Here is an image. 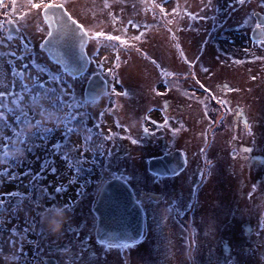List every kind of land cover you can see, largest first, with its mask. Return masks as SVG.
<instances>
[{
	"label": "flooded vegetation",
	"instance_id": "obj_1",
	"mask_svg": "<svg viewBox=\"0 0 264 264\" xmlns=\"http://www.w3.org/2000/svg\"><path fill=\"white\" fill-rule=\"evenodd\" d=\"M69 2L70 0H64L57 3H64V10L72 15ZM22 3L23 0H2L0 3V62L2 66L7 65V72L11 74L10 59L16 50L15 44L19 41L18 48L26 53L28 59L21 73L23 77L29 78L31 50L21 47V44L24 45L21 39L24 33L20 23L16 22L17 8L24 7ZM117 4H112L111 0H88L86 7H76L79 11L78 15L74 13L76 17L72 15L78 24L84 26L83 30L88 36L84 48L87 68L96 47L91 45L93 41L104 39L111 47L113 36L125 34L122 26L129 18L128 9L122 4L116 6ZM254 4L259 6V10H253L250 16L247 13ZM249 5V10L237 16L236 26L249 29L251 43L263 44L264 27L257 25H264V0H247L244 6ZM233 10L236 12L237 9L233 8L230 12L235 14ZM187 14L193 15L191 8H188ZM246 18L250 20V24L242 23ZM85 20H89L90 27L98 25L100 35L91 37ZM42 21L48 32L47 24L43 19ZM100 26L107 27V30L103 32ZM8 28L17 30V33L8 34ZM254 29L262 32L263 39H251ZM41 42L38 50L47 64L58 70H45L41 67L42 63L37 62L48 85L44 81L33 83L39 82L36 86L40 88L41 95L38 94L37 98L32 94V89L37 88L34 85H25L21 87L22 91L30 92L35 100L40 99V103L43 99L51 100L55 109H47V116L52 112L54 119L62 123L64 91L56 79L62 76V83L65 78H82L83 87L81 91L74 90V94L81 95L83 101L92 103L108 95L112 104L117 99L120 100V116L115 118L119 133L112 135L107 132L101 136L102 141L107 142V147L103 151L105 156L102 155L104 160L102 163L99 161L97 167L102 165L104 170L108 169L109 174L101 178L96 186H74L71 190L54 186L49 194L44 193L47 187L43 186L45 191L39 193L35 190L36 194L42 195L45 202L53 197L58 203L54 206H44L42 203L39 210L33 213L29 208L32 201L28 198L30 191L11 199V196L16 195L6 194V199L0 200L3 203H0V215L9 214L10 218H14L16 209H22L25 212L22 216L24 236L20 240L22 244L18 243L17 248L9 246V238H12L5 237L9 230H5L8 221L3 219V224L0 225V252L10 251V255L14 254L16 258L17 251L19 264H264V198L261 197L264 186L256 189L255 184H250L244 192V199L234 197L239 189L238 186H232L233 198L223 199L225 193L221 184L225 177L224 158L228 162L226 171L232 172L233 182H239L238 176L242 172L247 173L252 167L262 164L261 162L264 166V145L262 148L261 145H247L237 141L238 147L229 148L225 154L223 137L216 138L214 131L230 121L233 107L237 110L234 118L239 110L242 114L246 110L239 106L237 95H228L223 90L228 88V83L213 85L212 91L217 100L209 109L207 85L204 83L206 76L193 72L190 59L185 57L179 62L181 66L169 65L170 67H163L167 70L151 72L144 77H125L126 81L116 76L112 69L106 76L100 73L106 82V92L95 100L87 101L83 96L86 81L99 72L89 73L86 68L77 76L64 73L41 50ZM173 67L178 70L173 71ZM53 78H56L55 81ZM192 83L199 84V92L192 91ZM1 84L0 91L6 89L0 82ZM150 88L154 90L153 93L149 92ZM47 91L54 92L55 96L48 98ZM232 98H236V102L231 109ZM257 114L243 116V131L248 133V139H254L253 133L257 136L261 132L264 134V120ZM233 117L231 116V121ZM248 117L250 118L247 121ZM26 123L30 124L28 119H7L0 114V150H4V153L5 150L8 153L10 150L16 151L9 154L10 158H3L5 154L0 152L3 155L0 159L7 165L24 159L26 145L32 143L30 137L24 133ZM18 140L21 143L15 144ZM163 157L168 159V165L174 168L173 172L162 175L150 171L148 161ZM114 164L116 165L113 166ZM141 172H144V177L140 176ZM114 177L126 183L133 202L138 207L140 222L135 237L109 240L101 238L97 233V198L104 182ZM23 187L29 189V186ZM57 188L61 189L59 193L56 192ZM32 202L33 205L41 203L40 199H33ZM64 211L68 213V221L63 232L53 235L45 225L44 218L55 219ZM11 231L14 232V229ZM6 238L4 242L3 239ZM138 251L142 255L138 256ZM11 263L17 264V260H11Z\"/></svg>",
	"mask_w": 264,
	"mask_h": 264
},
{
	"label": "rangeland",
	"instance_id": "obj_2",
	"mask_svg": "<svg viewBox=\"0 0 264 264\" xmlns=\"http://www.w3.org/2000/svg\"><path fill=\"white\" fill-rule=\"evenodd\" d=\"M46 1L47 3L53 2V0H23L24 7L17 8L16 22L20 23L21 31L24 33L21 37L24 45L21 44V47L31 50L32 64L28 74L29 78L23 77L21 73L22 68L27 65L28 59L25 56L26 53L18 48L19 41H17V45L15 44L16 50L10 59L11 74L7 72V65L2 66V62H0V82L3 83V87L6 86V89L0 91V114H3V117L7 119H28L30 125L37 130L48 131L47 139H38L26 145L24 159L16 160L11 165H7L0 159V200L6 199L4 196L8 193L16 195L11 196V199L20 196V193L30 191L29 197L27 196L29 199L32 201L40 199L41 201L39 205H33L31 201L29 208L32 213L35 210L38 211L42 203L44 206H49L42 195L36 194V192L45 191L43 186L47 187L45 194L52 192L54 186H62L69 190L74 186H96L101 178L103 179L105 175L109 174L108 169L104 170L102 165H99L101 168L97 167L99 161L103 162V156H105L103 151L107 147V142L104 141V143L101 136L107 132L112 135L119 133L115 118H119L122 107L119 99L114 104L109 102V95L92 103L83 101L81 95L74 94V90L80 89L81 91L82 78L77 80L65 78L61 83L63 77L60 76L55 79L63 87L64 97L62 98H64L65 111L63 110L62 123H59L60 120L57 123H49L45 117H47V109H55L52 106V101L43 99L40 103V99L35 100L29 94L30 92L22 91L21 87L25 85L36 86L39 82L46 81L38 68V63H42L41 67L45 70H58L53 65H48L38 50L47 29L41 19L40 9H32L31 4L45 3ZM58 1L63 2L64 0H56V2ZM87 1L70 0L69 8L74 17H76V13L79 14L76 7H86ZM111 2L112 4L118 3L116 6L122 4L128 9L129 18L123 22L124 26H122L125 29V34L113 36L111 47L104 42V39L92 42L91 37L100 35L101 30L98 25L90 27L89 20H85V24L89 27L86 29L91 36V45H96L92 58H90V64L86 69L87 72H99L106 76V73L112 69L115 70L116 76H119L122 81H126L125 77H144L151 72L167 70L163 67H170L169 65L181 66L180 60L188 57L191 61V70L206 76L204 83L207 85L206 98L209 109L216 104L217 100L213 93V85L226 83H228V88H223V90H226L228 95H237L239 106L246 108L243 114L239 110L234 118L233 115L237 113V110L233 107L230 121L214 131L217 135L216 138L223 137L224 153L226 154L229 148L235 147L237 141L245 142L247 145H261L263 148L264 134L261 132L257 136L256 133H253L254 139H248V133L243 131L245 127L242 126L245 125L243 116L247 117L251 113L256 115L259 113V118L264 120V100H262L264 98V43H251L249 29L236 26L238 25L237 16L249 10L250 5L244 6L247 0H243V2L241 0H190L188 2L185 0H111ZM251 7L249 12H246L250 16L253 10H259V6L255 4ZM188 8L192 9L193 15L187 14ZM233 8L237 9L236 12L233 10L235 14L230 13ZM243 22L246 25L250 24V20L247 18ZM100 27L103 32L105 29L107 30V27ZM137 36L140 39H137ZM112 59L115 62H112ZM177 70L173 67V71ZM35 81L39 82L33 84ZM45 84L48 85L46 82ZM46 85L44 86L46 87ZM191 87L192 91L199 92V84L192 83ZM149 92L153 93L154 90L152 91L150 88ZM231 100L230 108L236 102V98ZM50 115L53 116L54 113L50 112ZM231 116L233 117L232 121ZM249 118L246 120L248 121ZM254 118L258 119L255 115ZM69 123H72V126ZM236 124L239 125L234 127L233 125ZM76 130L83 134L79 135L80 133ZM26 132L24 130V133ZM85 136L91 142V144L87 143L88 147L82 144L86 142V139L82 138ZM20 143L21 141L18 140L15 144ZM5 151L6 153L4 150H0L1 154H5V157L0 155L3 158H10L9 154L16 152ZM70 153L74 154L76 163L78 162L82 168L78 164H73L74 156H69ZM223 162V168H225V177L221 184L224 186L225 193L223 199L233 198L232 186H238L239 190L234 197L239 199H244V192L250 184H252L251 186L255 184L256 189L259 186H264L263 162L259 166L252 167L247 173L242 172L238 176L239 182H233L232 172L226 171L228 164L226 158L223 159ZM231 167L232 165L229 168ZM85 170L90 171L85 175H89L86 182L84 181ZM140 176L144 177V172H141ZM257 182L259 183L257 184ZM27 183L29 189L26 190L23 186H28ZM30 186L34 188H30ZM261 197L264 198L263 193ZM24 215L25 212L20 208L16 209L14 218H10L9 214L0 215V225L3 224L1 223L3 219H6V222L10 221L5 226V230L7 228L9 230L5 237L12 238H9L10 243L8 244L13 246V249L17 248L18 243L22 244L20 240L24 236L22 223ZM12 229L14 232L11 231ZM6 240L7 238L3 239L4 242ZM3 248L4 246H2ZM15 253L18 256L17 251ZM136 254L142 255L139 251ZM9 255L10 251L0 252V264H12L11 260L15 261V255Z\"/></svg>",
	"mask_w": 264,
	"mask_h": 264
},
{
	"label": "water",
	"instance_id": "obj_3",
	"mask_svg": "<svg viewBox=\"0 0 264 264\" xmlns=\"http://www.w3.org/2000/svg\"><path fill=\"white\" fill-rule=\"evenodd\" d=\"M41 16L48 27L50 35H46L41 42V50L48 58L60 66L61 70L71 76L81 74L87 65L84 45L86 33L73 26L71 19L65 20L60 12ZM55 20L58 22L55 23ZM17 33V30L8 28L7 33ZM260 30H253L251 38L261 39ZM106 92V83L100 74L91 75L84 86L83 96L87 101L99 98ZM166 157L150 159L148 168L159 174H171L174 170L168 165ZM95 211L98 216L97 233L103 239L120 240L135 237L139 230L140 213L133 202L131 193L125 182L119 178L106 181L99 192Z\"/></svg>",
	"mask_w": 264,
	"mask_h": 264
},
{
	"label": "snow or ice",
	"instance_id": "obj_4",
	"mask_svg": "<svg viewBox=\"0 0 264 264\" xmlns=\"http://www.w3.org/2000/svg\"><path fill=\"white\" fill-rule=\"evenodd\" d=\"M241 2H243V0H241ZM0 3H2V0H0ZM31 8L32 9H45V15L48 16L49 14H55L56 12H60L61 15L64 17L65 20L71 19L73 22V26L78 27L79 29L83 30L84 26L80 25L77 23L76 19H73V16L71 14H69L68 12L64 11L65 8V4L64 3H57L56 0H53V2L51 4L49 3H32L31 4ZM58 22L57 20H55V23ZM257 27H264V25H260L258 24ZM50 31L47 33V35H50ZM117 39H119V37H117ZM137 39H140L139 36H137ZM145 131H148L147 129H145ZM54 174V173H53ZM61 191L60 188L56 189V192L59 193ZM50 206H54L55 204H57L58 202L54 201L53 197H49L48 198V202H47ZM66 210H68V206L65 205Z\"/></svg>",
	"mask_w": 264,
	"mask_h": 264
},
{
	"label": "trees",
	"instance_id": "obj_5",
	"mask_svg": "<svg viewBox=\"0 0 264 264\" xmlns=\"http://www.w3.org/2000/svg\"><path fill=\"white\" fill-rule=\"evenodd\" d=\"M32 94H33V96L35 97V98H37V96H38V94H40L41 95V92H40V88H33L32 89ZM46 94H47V96H48V98H50V97H54L55 96V93L54 92H52V91H47L46 92ZM63 110H64V107H63ZM65 111V110H64ZM76 125H78L77 123H75ZM25 125V129H26V135L27 136H29L30 137V140H31V142L33 143L35 140H38V139H47V135H48V131H43L42 129L39 131V130H37L36 128H34L32 125H30L29 123H26V124H24ZM69 125H71L72 126V123H69ZM81 127V126H80ZM82 129V131H83V128H81ZM72 130H73V128H72ZM78 133H80L79 135H82L83 134V132H81V131H78V130H76ZM82 138H84V139H86V142H85V144L84 143H82L83 145H85L86 147H88V144L87 143H89V144H91V142H89L88 140H87V136H85V137H82ZM83 139V140H84ZM95 141H96V139H95ZM84 142V141H83ZM98 144H100V142H98ZM101 144H103L102 142H101ZM95 147H98V146H95ZM99 148V147H98ZM74 156V154L73 153H70L69 154V156ZM74 160H72L73 161V164H78V162L76 163V158H75V156H74V158H73ZM99 161V160H98ZM78 166L79 167H81L79 164H78ZM82 168V167H81ZM80 168V169H81ZM85 172L86 173H84V176L87 174V173H90V171L89 170H85ZM88 177H89V175H87ZM87 176H85L84 177V181L86 182L89 178L87 177ZM28 184V183H27ZM84 185H85V183H84ZM28 186H29V184H28ZM32 188H34V187H32ZM19 256H21L20 254H19ZM15 260H17V264L19 263V261H20V258L19 257H17L16 256V258H15Z\"/></svg>",
	"mask_w": 264,
	"mask_h": 264
},
{
	"label": "clouds",
	"instance_id": "obj_6",
	"mask_svg": "<svg viewBox=\"0 0 264 264\" xmlns=\"http://www.w3.org/2000/svg\"><path fill=\"white\" fill-rule=\"evenodd\" d=\"M49 123H57L53 116L49 115L45 117ZM68 221L67 211L61 212L57 215L55 219L44 218V223L47 226L48 230L53 235H60L63 232L64 226Z\"/></svg>",
	"mask_w": 264,
	"mask_h": 264
}]
</instances>
